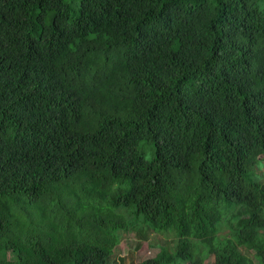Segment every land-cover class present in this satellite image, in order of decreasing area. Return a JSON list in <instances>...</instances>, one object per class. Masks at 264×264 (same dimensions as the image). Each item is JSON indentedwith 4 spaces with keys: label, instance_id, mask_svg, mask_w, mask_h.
<instances>
[{
    "label": "trees",
    "instance_id": "1",
    "mask_svg": "<svg viewBox=\"0 0 264 264\" xmlns=\"http://www.w3.org/2000/svg\"><path fill=\"white\" fill-rule=\"evenodd\" d=\"M264 0H0V264H264Z\"/></svg>",
    "mask_w": 264,
    "mask_h": 264
},
{
    "label": "rangeland",
    "instance_id": "2",
    "mask_svg": "<svg viewBox=\"0 0 264 264\" xmlns=\"http://www.w3.org/2000/svg\"><path fill=\"white\" fill-rule=\"evenodd\" d=\"M255 172L264 181V168L257 167ZM121 239L109 257L108 264H133L142 259L153 258L160 245H171L172 236L168 234H155L147 228H136L127 233H119ZM211 264L210 260L206 261Z\"/></svg>",
    "mask_w": 264,
    "mask_h": 264
}]
</instances>
